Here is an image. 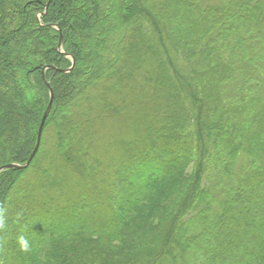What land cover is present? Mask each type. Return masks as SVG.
I'll use <instances>...</instances> for the list:
<instances>
[{"label": "trees", "instance_id": "1", "mask_svg": "<svg viewBox=\"0 0 264 264\" xmlns=\"http://www.w3.org/2000/svg\"><path fill=\"white\" fill-rule=\"evenodd\" d=\"M263 78L264 0H0V264H264Z\"/></svg>", "mask_w": 264, "mask_h": 264}, {"label": "rangeland", "instance_id": "2", "mask_svg": "<svg viewBox=\"0 0 264 264\" xmlns=\"http://www.w3.org/2000/svg\"><path fill=\"white\" fill-rule=\"evenodd\" d=\"M199 3H218V1L220 0H197ZM194 8V7H192ZM195 10V9H192V11ZM168 13V12H167ZM192 16V15H191ZM176 22H177V19H176ZM131 62H133V59H131ZM99 64H101L102 66L105 65L104 61H102L101 59L99 60ZM204 82H206V87H205V93L208 91V86H209V82L207 79L204 78ZM174 84L172 80H170L167 88H166V91L168 92H172L171 91V85ZM262 86V89H259V95L261 97H263L261 99V102H264V78H263V82L261 84ZM97 92V91H96ZM138 93V89H134L133 93H129L128 95V99L131 100L136 94ZM172 93L175 94V92L173 91ZM29 95H31L29 93ZM118 106V110L116 111H113L112 115L108 116V115H103L101 118H99L97 124L94 126V131H95V135L96 136H99L101 134H104V133H107V125L112 122L114 123V129H113V132L110 133L113 135V140H117V138L119 137V135H121L122 133L124 132H128V126H129V123L128 124H121L120 123V120L123 118L122 116H124L123 114H125L126 112H124V110L120 109L121 106L118 105V102H117V105ZM150 106H153V104L151 103ZM155 113H152L151 115H149V118L150 117H153ZM133 116L132 112L130 113H126L125 116ZM124 116V117H125ZM143 118L141 116H137L136 120H135V123L138 124ZM139 126V125H138ZM247 130V128H246ZM248 131V130H247ZM247 131L245 132V135L247 134ZM53 133L50 129L47 130L46 132V137L48 138L49 140V145L52 146L53 145V142H52V137H53ZM141 135V133L139 134ZM134 137V135H133ZM34 148V147H33ZM104 148H107L109 149V151L112 149V140H109V139H106V141L104 142ZM113 150V149H112ZM33 151V149H32ZM31 151V152H32ZM92 155V153L90 154ZM94 156V155H93ZM241 160H243L242 156L241 155H237L236 157V162L235 163H239ZM194 170V163H191V165L188 167L187 169V172L189 171H192ZM75 174H73L71 177H74ZM14 198V195L11 196V200H13ZM262 215L261 217L264 216V211H259ZM254 214L251 213L249 216L252 217ZM256 222L258 221L257 219H254ZM254 250H257L256 248H254ZM199 259V258H198ZM194 264H198V263H194Z\"/></svg>", "mask_w": 264, "mask_h": 264}, {"label": "water", "instance_id": "3", "mask_svg": "<svg viewBox=\"0 0 264 264\" xmlns=\"http://www.w3.org/2000/svg\"><path fill=\"white\" fill-rule=\"evenodd\" d=\"M58 46H59V43H58ZM63 71H65V70H63ZM49 93H50L49 101H48V103L46 105V108H45L43 114H42L38 129H37L36 140H35V145H34L33 151L30 153L29 157L27 158V160L25 161L24 164L8 163V164H5V165H1L0 166V171L3 170V169H6V168H21V167H25V166H27L30 163L32 157L34 156L35 152L38 149L39 142H40V137H41V132H42V128H43V124H44V121L46 119V116H47V114H48V112L50 110L51 104H52L53 95H52L51 91Z\"/></svg>", "mask_w": 264, "mask_h": 264}, {"label": "clouds", "instance_id": "4", "mask_svg": "<svg viewBox=\"0 0 264 264\" xmlns=\"http://www.w3.org/2000/svg\"><path fill=\"white\" fill-rule=\"evenodd\" d=\"M6 231H7V210L6 208H4L3 205H0V232H6ZM17 242L20 246L21 251L29 252L31 250L30 243L25 236L21 235L20 237H18ZM4 243L5 241L3 240V238H0V249L3 248Z\"/></svg>", "mask_w": 264, "mask_h": 264}]
</instances>
